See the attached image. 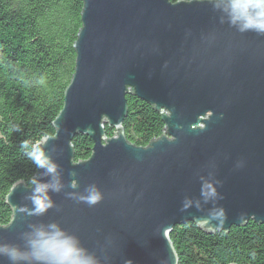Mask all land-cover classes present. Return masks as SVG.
Listing matches in <instances>:
<instances>
[{"label":"water","instance_id":"1","mask_svg":"<svg viewBox=\"0 0 264 264\" xmlns=\"http://www.w3.org/2000/svg\"><path fill=\"white\" fill-rule=\"evenodd\" d=\"M83 1L56 131L36 144L57 175L38 168L34 177L60 191L49 189L54 206L35 215V186L16 182L0 246L27 251L29 234L54 223L97 264H179L176 225L211 233L264 223V33L240 31L229 0ZM129 92L165 123L148 146L125 136ZM78 133L93 148L75 162ZM91 186L102 194L93 206L79 199ZM0 264L11 262L0 255Z\"/></svg>","mask_w":264,"mask_h":264},{"label":"trees","instance_id":"2","mask_svg":"<svg viewBox=\"0 0 264 264\" xmlns=\"http://www.w3.org/2000/svg\"><path fill=\"white\" fill-rule=\"evenodd\" d=\"M83 6V0H0V225H8L13 215L9 190L18 181L30 186L38 171L21 141L36 145L55 134L53 121L75 72ZM126 98L125 136L148 146L164 132L162 116L133 93ZM105 129L107 137L114 135L115 128L105 124ZM72 144L75 162L91 156L89 136L78 133ZM169 236L179 264H264V223L250 220L210 233L189 221L176 225Z\"/></svg>","mask_w":264,"mask_h":264},{"label":"clouds","instance_id":"3","mask_svg":"<svg viewBox=\"0 0 264 264\" xmlns=\"http://www.w3.org/2000/svg\"><path fill=\"white\" fill-rule=\"evenodd\" d=\"M227 10L231 22L240 23V31L264 33V0H229ZM39 82L44 83L43 78ZM15 131H21L20 127L15 126ZM20 148L37 168L45 169L46 174L52 176L55 181L57 165L39 146L24 140L21 141ZM30 183L35 186L34 195L28 197L32 201L34 214L44 215L54 206L48 190L59 192L61 186L58 182L38 183L35 177H32ZM79 199L93 206L101 201L102 194L95 186H91L87 195ZM27 249L21 251L15 246H0V255L6 256L11 264H97L96 259L81 246L77 237L54 223L35 228L29 234Z\"/></svg>","mask_w":264,"mask_h":264}]
</instances>
